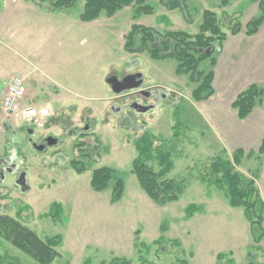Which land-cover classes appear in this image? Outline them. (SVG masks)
Returning a JSON list of instances; mask_svg holds the SVG:
<instances>
[{"label":"rangeland","instance_id":"374dc122","mask_svg":"<svg viewBox=\"0 0 264 264\" xmlns=\"http://www.w3.org/2000/svg\"><path fill=\"white\" fill-rule=\"evenodd\" d=\"M26 1L0 0V90L7 79L24 74L29 80L27 103L51 107L53 115L43 125L4 127L0 159L6 162L11 156L20 163L16 173L25 170L30 188L22 191L16 174L7 175L0 184V214L21 219L43 239L62 235L61 255L53 264H101L116 257L134 264H172L179 259L188 264H231L230 259L234 264H264V240L254 242L244 208L231 206L223 191L197 177L199 169L220 153L191 95L197 83L189 74H177L174 57L155 60L148 52L125 49V36L134 23L158 29L159 16L173 19L176 12L160 0H147L155 9L151 15L135 16L134 6H129L113 16L103 12L97 20L83 21L85 0L60 12ZM216 1L191 0L192 21L207 5L218 8ZM234 2L227 13L213 9L224 31L233 25L232 13L246 8V2ZM244 20L238 18L241 25ZM199 27L189 30L198 32ZM210 69V59L200 64V70ZM136 74L143 76L142 92L119 94L108 83ZM149 85L155 88L147 89ZM134 102L153 108L141 113L133 108ZM145 131L156 140L155 146L170 151L174 168L169 177L186 180L178 201L156 204L132 171L139 156L136 142ZM46 134L55 142L39 151L33 143ZM88 153H94V160ZM74 160L88 169L78 173ZM101 166L114 169L113 179L107 189L95 191L92 173ZM260 169L259 154L238 167L246 180ZM119 178L125 190L122 199L113 202ZM55 202L61 209L54 217ZM193 204L200 211L187 218L186 210ZM219 254L226 257L219 259ZM4 255L20 264H40L0 236V256Z\"/></svg>","mask_w":264,"mask_h":264},{"label":"trees","instance_id":"16d2710c","mask_svg":"<svg viewBox=\"0 0 264 264\" xmlns=\"http://www.w3.org/2000/svg\"><path fill=\"white\" fill-rule=\"evenodd\" d=\"M37 5L49 12H60L75 6L77 0H32ZM220 7L230 5L231 0H217ZM161 4L170 10L181 9L189 22L192 16L189 11V0H160ZM134 6L135 16L151 15L155 12L154 6L147 0H85V8L81 15L83 21L97 20L103 12L113 16L118 10ZM231 33L237 34L242 30V25L232 22ZM264 24V0L260 1V12L249 21L246 28L248 35L256 34ZM228 34L223 30L218 13L213 9H205L202 23L196 34L184 30L159 31L154 27L134 23L129 33L126 34L125 49L132 53L148 52L155 60L174 57L177 62V74H189L191 81L197 86L192 92L195 101H203L211 98L214 93L213 79L214 67L217 64L218 55ZM210 52V54H208ZM207 59L211 60L209 71L200 70V64ZM264 103V88L258 84H252L246 88L233 101L232 107L236 110L240 119L248 118L258 105ZM175 136H178L176 131ZM155 139L145 131L136 142L139 156L134 160L133 173L136 174L141 187L148 196L158 205L178 201L185 191L186 180H178L169 177L174 168V161L169 150L155 146ZM81 148V143L77 145ZM98 149L95 152L98 155ZM253 156V152L247 153L238 149L229 155L224 149L217 156L199 169L198 179L207 186H214L223 191L233 207H242L251 223L254 242L259 244L264 240V200L260 195L256 184V177L246 180L238 170L245 155ZM264 154V142L259 150L260 158ZM94 160V153H88ZM98 157V156H96ZM73 166L78 173L88 168L83 161L74 160ZM158 166V168H157ZM114 169L109 166H101L93 170L91 185L95 191H104L113 179ZM124 181L116 180L112 193V201L118 202L124 194ZM61 209V204L55 202L51 207V215L55 217ZM200 211L198 205H191L186 210L187 218L195 216ZM0 236L4 237L13 246L33 258L40 264H53L61 255L58 248L63 243V236L56 235L47 239L41 236L24 222L8 214H0ZM180 245L179 241H175ZM225 254H219V259L225 258ZM231 264L235 263L230 259ZM20 264L13 261L9 255L0 256V264ZM101 264H134L132 260L116 257L111 262L103 261ZM144 264H149L144 261ZM172 264H188L185 259H179Z\"/></svg>","mask_w":264,"mask_h":264},{"label":"crops","instance_id":"0c3cea01","mask_svg":"<svg viewBox=\"0 0 264 264\" xmlns=\"http://www.w3.org/2000/svg\"><path fill=\"white\" fill-rule=\"evenodd\" d=\"M260 1L235 0L234 2L231 0L230 5L224 8H220L219 2L216 1L215 4L218 8L213 7V9H219V13H227L233 2L238 6L247 3L243 13L233 12L231 18L234 21L238 18L240 20L245 18L244 22H241L242 30L233 34L229 25L225 31L228 36L218 55L217 64L213 68L214 95L207 100L196 101L197 113L205 121L207 131L213 141L216 142L217 151L220 153L226 149L229 155H232L238 149H243L247 153L253 152V156H256L264 142V103L258 105L251 115L244 120L239 118L236 110L232 107L233 101L250 85L258 84L264 88V24L256 34L248 35L246 33L247 24L260 12ZM190 2L191 0H189V8L191 7ZM26 3H29V0ZM204 9H211V6L207 5L202 10ZM178 11L179 13H177ZM172 12H176L173 19L166 14L159 16L158 21H162L159 24L161 27L158 28L159 31L184 30L191 34L198 33L190 32L189 29L191 27L196 29L200 26L203 12L191 22L187 20L181 9L172 10ZM231 19L230 23L233 22ZM177 21L182 24L176 26ZM145 26L156 28L157 25ZM9 80L10 78L6 80L7 85ZM7 85L2 90L6 89ZM146 88L154 89L155 87L149 85ZM249 157L246 154L243 161ZM250 177L253 178L254 175ZM256 184L264 200V154L261 158V169L256 177Z\"/></svg>","mask_w":264,"mask_h":264},{"label":"built area","instance_id":"2783aa9c","mask_svg":"<svg viewBox=\"0 0 264 264\" xmlns=\"http://www.w3.org/2000/svg\"><path fill=\"white\" fill-rule=\"evenodd\" d=\"M29 80L25 75L11 77L6 89L0 90V136L8 124L43 125L48 116L53 115L51 107L40 108L28 104Z\"/></svg>","mask_w":264,"mask_h":264},{"label":"water","instance_id":"95a60500","mask_svg":"<svg viewBox=\"0 0 264 264\" xmlns=\"http://www.w3.org/2000/svg\"><path fill=\"white\" fill-rule=\"evenodd\" d=\"M208 54H210V52H208ZM108 83L111 84L112 86V89L116 92V93H123L127 90H137V92H142L140 90V88L142 87L143 85V76L142 74H136V75H131V76H128L125 78L124 81H118L116 79H109L108 80ZM133 108L136 110V111H139L141 113H146L148 111H150L153 107L151 106H144V105H141L137 102H134L133 103ZM31 134H34V130H30ZM49 145H52L53 142H52V137L49 138L48 142H47ZM46 146L42 145L40 147H38L37 149L39 151H43L45 150ZM13 160V157H11L9 159L10 162H12ZM19 165H15L14 169L12 171H16L17 167ZM14 171V172H15ZM13 173V172H12ZM17 185H19L22 189V191H27L29 190V185L27 183V177H26V172H24L23 174H21L20 178L17 180Z\"/></svg>","mask_w":264,"mask_h":264},{"label":"flooded vegetation","instance_id":"af4514ba","mask_svg":"<svg viewBox=\"0 0 264 264\" xmlns=\"http://www.w3.org/2000/svg\"><path fill=\"white\" fill-rule=\"evenodd\" d=\"M85 128H86L85 129V132H86V130L89 129V126L86 125ZM29 130H32V129H29ZM62 134L63 135L58 136V139L59 140L64 137V133H62ZM34 135H35V132H34ZM39 135L37 136L39 141H37V143H33V145L36 148L44 145V146H46L45 150H47L50 147V145L47 143L50 137H52V142H55L54 141V138H53V136L51 134H46V135H42V136H39ZM31 140H33V139H31ZM7 158H8V160L6 162H4L5 161L4 160L5 158H1L0 159V184H3L4 183L7 175H12V174H16L15 175V183L17 184V180L20 178L21 174H23L25 172V170H21L18 173H16L15 170H14L15 172L12 171L14 169L15 165H17V164L19 165L17 167V169H16L18 171L20 169V163H17V162H14V161L10 162L9 159L11 158V156L6 157V159Z\"/></svg>","mask_w":264,"mask_h":264}]
</instances>
